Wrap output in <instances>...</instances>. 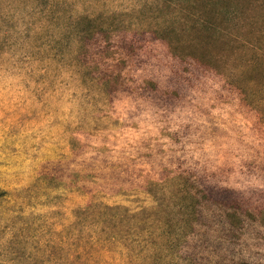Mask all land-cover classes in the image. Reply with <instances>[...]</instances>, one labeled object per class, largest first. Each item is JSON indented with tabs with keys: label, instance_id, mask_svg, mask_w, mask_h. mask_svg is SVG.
<instances>
[{
	"label": "rangeland",
	"instance_id": "1",
	"mask_svg": "<svg viewBox=\"0 0 264 264\" xmlns=\"http://www.w3.org/2000/svg\"><path fill=\"white\" fill-rule=\"evenodd\" d=\"M0 264H264V0H0Z\"/></svg>",
	"mask_w": 264,
	"mask_h": 264
}]
</instances>
